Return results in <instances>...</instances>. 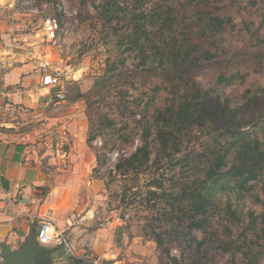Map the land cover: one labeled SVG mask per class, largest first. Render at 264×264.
I'll return each instance as SVG.
<instances>
[{
    "label": "rangeland",
    "instance_id": "obj_1",
    "mask_svg": "<svg viewBox=\"0 0 264 264\" xmlns=\"http://www.w3.org/2000/svg\"><path fill=\"white\" fill-rule=\"evenodd\" d=\"M166 4L173 8L171 28L159 20H135L139 12L157 10L161 16ZM210 16L224 21L216 32L206 27ZM48 17L58 24L52 39L42 30ZM263 18L264 0H0L2 55L39 61L42 73L56 74L58 89L65 91L63 99L51 94L48 109L56 116L37 121L31 143V161L44 180L38 215L63 231L74 252L50 247L53 264L71 257L94 264H175L155 242V232L180 264H243L240 248L261 251L264 264L256 222L264 211V177L243 188L224 179L211 193L204 230L185 233L188 239L180 232L188 231L195 213L190 203L168 196L169 206L147 194L158 176L169 195L192 190L193 180L205 178L218 143L232 142L229 131L257 136L264 148ZM138 24L153 44L129 43ZM167 36H174L178 50L189 46L190 63L179 64V53L175 61L166 58L173 48ZM220 75L234 79L224 85ZM184 98L203 109L190 127L177 131L164 120L174 121ZM167 124L174 151L160 160V169L150 166L152 149L146 168L116 175L114 163L141 145L143 128ZM51 190L53 202L47 203ZM192 235L203 241L199 250L189 241Z\"/></svg>",
    "mask_w": 264,
    "mask_h": 264
},
{
    "label": "trees",
    "instance_id": "obj_2",
    "mask_svg": "<svg viewBox=\"0 0 264 264\" xmlns=\"http://www.w3.org/2000/svg\"><path fill=\"white\" fill-rule=\"evenodd\" d=\"M118 2L113 3V11L118 7ZM170 4H166V10L164 13H161V16L157 14V10L139 12L140 14H136V21H151L154 23L155 20H159L162 28L172 26L174 23V16L170 14L173 12V8H170ZM264 22V18L262 19ZM223 19L220 16H210L207 20L206 27L211 29L213 32H216L223 26ZM139 25V24H138ZM129 43L134 46L141 47L144 46V42L153 44L151 35L148 31L139 25L129 36ZM167 39L170 42H173L172 50L167 53L166 58L172 57V60L175 61V54L179 53V59L182 62L179 64L190 63V59L192 53L189 49L188 45H181V49L178 50L176 46V39L174 36H167ZM163 43H168L166 39L162 41ZM142 49V48H141ZM193 51V50H192ZM208 51V50H206ZM209 52V51H208ZM214 56V55H213ZM211 56V57H213ZM167 58V59H168ZM199 63V62H198ZM234 79V75L225 76L220 75L217 78V81L220 83H224V85L231 84ZM202 107L197 105L196 101L192 98H184L180 104L176 107L173 117L174 121L164 120L168 123H172L174 127H177L175 130L181 131L187 127H190L196 119L202 113ZM110 123V120H109ZM113 123V122H112ZM170 126V124L164 125L160 128H156V130H152L149 127H144L143 132L141 134V145H139L135 151L129 154L126 157L118 159L114 163V172L116 175L122 176H131L132 173L136 174L139 171L146 168L150 161V155L152 154V149H154V157L152 159V163L150 166H154L159 170L160 168V160L162 158L171 157V153L173 150L171 143L174 145L175 138L174 131ZM239 134L229 131V137L231 139V143L227 146L219 144V148L212 154V160L210 165L204 170L205 178L199 179L197 181L193 180V189L191 190V186L189 189L182 188V191L179 192V198L176 195L168 194L163 185V180L158 176L152 178L151 188L147 190V194L156 199L166 200L167 197L173 198V200H183L190 203L191 208L194 210V215L192 216V220L187 224L188 231L182 233L180 232L181 238H186L185 233H190L192 230H204L205 226L208 222V209L211 203V193L215 191L216 187L222 186V181L224 179L229 181H234L237 184V187H244L247 183L252 180H256L258 178L264 177V148L261 147V142L258 140L257 136L251 138L250 136L241 135V130H238ZM93 135H90L87 139V142L90 143L92 141ZM152 139V141H151ZM154 145L151 148V145ZM233 153L232 161L228 162V156ZM264 180V179H263ZM123 196L121 200H124ZM169 206L170 204L167 203ZM173 204V203H172ZM171 204V206H172ZM233 214V212H232ZM256 222L260 224L259 233L260 237L264 240V211L259 214ZM154 240L159 247H161L163 253L169 258V260L175 264H180L178 259L169 254V249L164 246V240L162 235L158 232L154 234ZM189 241H193L196 244V249H200V246L203 244L202 240H198L196 236L192 235ZM235 250L237 247H233ZM241 256H244L246 263L243 264H259V258L261 251L252 250L251 248L239 249ZM196 263V262H195ZM191 263V264H195ZM67 264H94L92 261H88L85 258L71 257Z\"/></svg>",
    "mask_w": 264,
    "mask_h": 264
},
{
    "label": "crops",
    "instance_id": "obj_3",
    "mask_svg": "<svg viewBox=\"0 0 264 264\" xmlns=\"http://www.w3.org/2000/svg\"><path fill=\"white\" fill-rule=\"evenodd\" d=\"M38 63L23 54L4 56L0 50V243L13 248L45 218L36 205L44 180L31 161L32 132L38 120L44 119V124L56 114L48 109L52 89L42 85L47 71L42 73ZM49 201L53 202V190L46 193L45 202Z\"/></svg>",
    "mask_w": 264,
    "mask_h": 264
},
{
    "label": "built area",
    "instance_id": "obj_4",
    "mask_svg": "<svg viewBox=\"0 0 264 264\" xmlns=\"http://www.w3.org/2000/svg\"><path fill=\"white\" fill-rule=\"evenodd\" d=\"M58 24L54 18H46L42 22V30L46 36L50 39L55 37ZM41 83L43 86L51 88L53 97L58 99L65 98V91L58 89L60 84L59 77L52 72H46L41 77ZM38 228L35 232L37 243L43 247H57L63 246L68 252L73 254V247L68 241L67 236L60 230L56 224L48 217L40 219L38 222Z\"/></svg>",
    "mask_w": 264,
    "mask_h": 264
},
{
    "label": "water",
    "instance_id": "obj_5",
    "mask_svg": "<svg viewBox=\"0 0 264 264\" xmlns=\"http://www.w3.org/2000/svg\"><path fill=\"white\" fill-rule=\"evenodd\" d=\"M38 253L45 257L38 260ZM0 264H53V259L50 249L40 246L35 231L30 230L18 248H13L5 242L0 243Z\"/></svg>",
    "mask_w": 264,
    "mask_h": 264
},
{
    "label": "flooded vegetation",
    "instance_id": "obj_6",
    "mask_svg": "<svg viewBox=\"0 0 264 264\" xmlns=\"http://www.w3.org/2000/svg\"><path fill=\"white\" fill-rule=\"evenodd\" d=\"M36 257H37L38 260H41V259H43L45 257V255H41L40 253H38L36 255Z\"/></svg>",
    "mask_w": 264,
    "mask_h": 264
}]
</instances>
